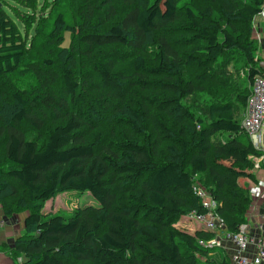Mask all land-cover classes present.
<instances>
[{
    "label": "trees",
    "instance_id": "1",
    "mask_svg": "<svg viewBox=\"0 0 264 264\" xmlns=\"http://www.w3.org/2000/svg\"><path fill=\"white\" fill-rule=\"evenodd\" d=\"M263 5L0 0L1 217L26 212L0 251L15 264H228L198 243L213 233L175 225L206 211L194 181L229 231L250 208L245 167L261 152L241 121L264 78ZM68 191L97 204L43 211Z\"/></svg>",
    "mask_w": 264,
    "mask_h": 264
},
{
    "label": "built area",
    "instance_id": "2",
    "mask_svg": "<svg viewBox=\"0 0 264 264\" xmlns=\"http://www.w3.org/2000/svg\"><path fill=\"white\" fill-rule=\"evenodd\" d=\"M264 9V5L262 10ZM261 10V11H262ZM241 126L248 134L252 146L261 154L252 159V169L264 168V78L257 76L251 85V92L247 98L245 112ZM193 194L200 200L204 213L193 210L184 215V220L198 221L202 228L213 233L210 239L199 240L198 243L206 248L222 246L230 249V261L232 264H264V214L253 211L251 206L250 218L245 217L235 231L227 230L223 219L216 211L217 202L210 196L197 181L192 185ZM252 205V204H251ZM248 216V217H249ZM257 223V225H255ZM4 221L0 216V228ZM258 227V228H257ZM229 264V263H228Z\"/></svg>",
    "mask_w": 264,
    "mask_h": 264
},
{
    "label": "rangeland",
    "instance_id": "3",
    "mask_svg": "<svg viewBox=\"0 0 264 264\" xmlns=\"http://www.w3.org/2000/svg\"><path fill=\"white\" fill-rule=\"evenodd\" d=\"M253 36H254V32H253ZM65 44L68 43V35L66 34V39H65ZM241 65H238L237 67L239 68ZM244 76H245V71L244 70H241V82L243 85H246V82L244 80ZM263 145H264V136H263ZM226 164H228V162H225ZM252 165V164H251ZM251 165H248L246 166L245 168L246 169H249V170H252L251 168ZM263 168V167H261ZM258 169V170H253V174L255 175V180H257V182L254 180V181H251L250 179L248 180L247 179V183L245 184V186L247 187L248 189V192L250 194V198H251V204L252 202L255 200V197L258 198L260 197L261 199L264 200V181L262 182H258L260 180V176H258V173L260 172H263L264 170L263 169ZM97 202L95 199H93L90 195H88L86 192L84 193H79V192H76V191H68V192H65L63 194H58L57 196H55L53 199L47 201L44 205V208H43V211L45 213H47L49 216H52V215H61V216H69L72 214L73 210L76 209V208H79V207H84L86 205H96ZM252 205H250V208H251ZM249 208V210H250ZM253 211H255L254 208H252ZM248 210V211H249ZM1 211V209H0ZM26 212H22V213H18V214H14L12 216H10L8 218V223L10 224V226H14V228H18V225L21 224V218L23 215H25ZM251 215V212H247L244 216V219L245 220V217L246 216H249ZM0 216H2V211L0 212ZM181 221H183V228L181 226ZM189 221H192V220H182L181 218L179 219L178 223L175 225L177 228L179 229H182V230H187V232L189 233H193L194 231H197V230H200L201 228H197L194 226V222L196 223H199L198 221H193V223L191 225H189ZM188 226H186V225ZM23 233V230H21L19 232V234H16L15 236V239ZM15 239L11 240V244H8L9 247H13V244L15 242ZM214 251L216 252H220L222 255H226V258H227V261L229 262L230 261V257L229 255L227 254V252L225 251V249L222 247V246H216V247H213ZM18 260H20V258H18ZM17 262V260L15 261V263Z\"/></svg>",
    "mask_w": 264,
    "mask_h": 264
},
{
    "label": "crops",
    "instance_id": "4",
    "mask_svg": "<svg viewBox=\"0 0 264 264\" xmlns=\"http://www.w3.org/2000/svg\"><path fill=\"white\" fill-rule=\"evenodd\" d=\"M253 32H254V38H255L256 43H257L256 57L260 60L259 65L264 69V9L259 14H257L253 20ZM263 136H264V134H263ZM261 169L264 170V168H261ZM247 171L253 172V169L247 170ZM258 176H260V180L258 182L264 181V171L258 173ZM254 178H255V175H254ZM255 181L257 182V180H255ZM252 207L256 211H258L259 213L264 214V200L261 199L260 197H258V198L255 197V200L252 202ZM20 218L22 221L23 216ZM246 218H249L250 221L253 222V220H252V218H250V216L249 217L246 216ZM181 219L184 220L183 217H181ZM193 221H189L188 224L191 225L193 223ZM255 225H257V223H255ZM186 226H188V225H186ZM194 226L197 228H202L200 223L194 222ZM22 228H23L22 222L20 225H18L17 229L14 228V226H10V224L8 222H4L3 227L0 228V243L11 244V240L15 239V237H16L15 235L19 234V232L22 230ZM262 232L264 233V225L262 227ZM225 251L227 252V254L230 257V254H229L230 249L227 248V250L225 249ZM0 264H15V263L7 254L0 251ZM229 264H232V262H229Z\"/></svg>",
    "mask_w": 264,
    "mask_h": 264
}]
</instances>
